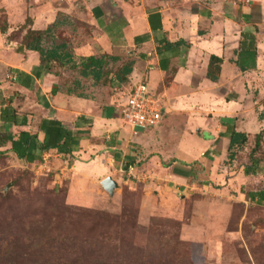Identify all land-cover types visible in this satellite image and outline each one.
<instances>
[{"label":"crops","instance_id":"1","mask_svg":"<svg viewBox=\"0 0 264 264\" xmlns=\"http://www.w3.org/2000/svg\"><path fill=\"white\" fill-rule=\"evenodd\" d=\"M19 5L21 14L31 17L33 30L56 24L45 43L49 48L60 43L52 35L67 28L66 19L88 24L87 40L74 38L75 54L119 57V65L132 58V86L147 78L162 106L161 124L135 133L91 90H84L86 98L67 94L55 68L37 52L18 51V41L8 38L14 31L9 18L7 32L0 34V132L17 140L25 131L43 141L40 127L56 120L74 137L71 154L37 150L42 160L33 166H47L51 156L67 157V162L73 157L70 171L88 182L113 177L136 185L123 170L129 158L142 155L149 159L144 165L153 169L148 175L145 167L137 178L143 181L144 204L151 197L167 202L175 195L185 201L194 189L208 193L214 185L235 186L244 175L250 188L241 186V192L264 190V182L258 183L264 166H252L247 157L253 138L264 132V38L256 50L248 43L241 47L257 36L255 26L264 32V0H26ZM211 56L223 61L217 82L207 75ZM229 125L248 134L249 141L236 161L225 164L230 141L220 134ZM45 154L50 156L46 161ZM240 159L247 161L237 165ZM100 165L108 171L102 173ZM194 174L204 185L197 186ZM67 188L69 194L71 181Z\"/></svg>","mask_w":264,"mask_h":264},{"label":"rangeland","instance_id":"2","mask_svg":"<svg viewBox=\"0 0 264 264\" xmlns=\"http://www.w3.org/2000/svg\"><path fill=\"white\" fill-rule=\"evenodd\" d=\"M24 1L0 0V34L2 21L11 18L14 31L8 38L15 41L23 39L32 22L29 14H21ZM66 20L67 28L56 30L53 40L68 43L72 60L79 62L74 38L87 40L90 29L85 22ZM54 68L64 89L79 77L69 63ZM82 80L85 90L119 117L127 91ZM141 156L135 165L150 175L153 169L145 166L149 159ZM67 159L51 156L42 167L10 153L0 155V256L11 255L10 264H264V205L247 201V190L241 194V186L250 188L246 175L235 186L214 185L208 193L194 189L185 201L171 193L175 199L151 197L144 204L143 181L129 177L138 182L130 185L120 178L110 196L99 182L74 175L77 171L70 168L75 159ZM98 168L108 171L104 165ZM68 181L73 184L69 194Z\"/></svg>","mask_w":264,"mask_h":264},{"label":"trees","instance_id":"3","mask_svg":"<svg viewBox=\"0 0 264 264\" xmlns=\"http://www.w3.org/2000/svg\"><path fill=\"white\" fill-rule=\"evenodd\" d=\"M2 21L1 32L6 33L8 30V20ZM32 20V19H31ZM30 27L26 31L25 36L21 41H18V51L24 53L25 51L37 52L42 61L47 63V66L54 68V62L56 64L64 65L71 64L72 68L78 73L79 77L72 82V85L67 86L66 93L69 95H76L80 98H86L85 84L82 79H90L94 85L101 86H118L124 88L129 95L132 82L130 76L133 73L135 62L132 58L123 60L120 66L116 63L122 59L119 57L101 55V56H89L82 58L79 62H74L73 55L69 48L68 43H56L53 47L49 48L45 46L47 37H51L50 32L53 29L46 31L33 30ZM257 36H252L248 41H242V49L247 48L246 43L250 50H256L257 43L264 38V32H260L258 27L255 26ZM55 33L52 37L54 39ZM223 61L221 58L211 56L208 67V78L213 82H217L221 75V65ZM244 70V68H242ZM127 95V96H128ZM16 123V119L11 120ZM24 125V124H23ZM44 133L43 141H40L37 136H32L30 133L21 131L17 140L9 139L8 135L0 132V149L10 144V148L6 151L0 150V155H6L7 153L14 155L17 160L24 162L27 165L35 164L42 159L36 154L37 150L52 152L56 151L64 155L72 153L71 142L74 140L71 131L64 128L62 124L56 120H50L44 123L40 127ZM229 139L228 149V161L225 164H230L239 158L240 152H244L245 147L248 144L249 136L246 133L238 132L235 126H228L224 133L220 134ZM249 162L253 166L255 163L262 164L264 166V132L257 134L253 138L252 146L247 155ZM136 157H131L127 160L126 165H135ZM136 166V165H135ZM140 167V165H139ZM194 181L198 182V185H204V181L200 180L197 174H194ZM264 182L263 177L258 180V183ZM241 192V191H240ZM241 194H243L241 192ZM246 200L256 205H264V190L259 192H247L245 193ZM9 257V258H8ZM7 258L0 256V264H6L5 260L11 263L12 256ZM11 257V258H10Z\"/></svg>","mask_w":264,"mask_h":264},{"label":"built area","instance_id":"4","mask_svg":"<svg viewBox=\"0 0 264 264\" xmlns=\"http://www.w3.org/2000/svg\"><path fill=\"white\" fill-rule=\"evenodd\" d=\"M7 77L11 75L8 74ZM119 118L135 133L138 130L156 128L161 124V100L150 93L147 78L131 88L126 101L120 106ZM49 157L45 154L44 160L46 161ZM123 173H127L128 177L139 178V170L133 164L125 165Z\"/></svg>","mask_w":264,"mask_h":264},{"label":"water","instance_id":"5","mask_svg":"<svg viewBox=\"0 0 264 264\" xmlns=\"http://www.w3.org/2000/svg\"><path fill=\"white\" fill-rule=\"evenodd\" d=\"M102 188L110 195L113 196L116 189L120 187L119 183L113 177H107L101 181Z\"/></svg>","mask_w":264,"mask_h":264}]
</instances>
